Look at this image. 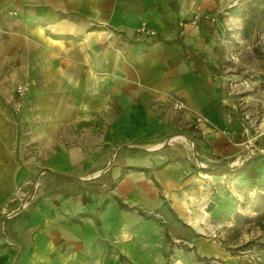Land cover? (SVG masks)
I'll return each instance as SVG.
<instances>
[{
  "label": "rangeland",
  "instance_id": "374dc122",
  "mask_svg": "<svg viewBox=\"0 0 264 264\" xmlns=\"http://www.w3.org/2000/svg\"><path fill=\"white\" fill-rule=\"evenodd\" d=\"M178 1L177 14L170 0H0V104L12 107L13 120L29 122L30 133L35 131L32 124L44 119L50 125L60 121L61 131L68 134L69 119L77 115L74 105L86 100L71 96L67 89L72 69L68 58L93 56L91 83L94 88L96 77L107 79L102 83L109 111L94 112L92 116L96 124L105 126L122 115L112 108L119 103L117 84L127 82L123 81L127 80L126 70L140 75V87L156 85L149 76L169 74L171 63L183 57L182 45L173 43L174 51H170L169 44L163 43L181 37L188 44L187 53L196 52L202 57L197 62L198 70H203L202 79L206 89L210 86L211 94L218 91V85L222 92L228 80L247 78L252 82V89L239 96H226L221 102L227 119L241 125L240 133L237 131L240 137H245L240 119L244 112H249L255 123L252 134L264 133V0ZM69 11L79 15L70 19L65 14ZM38 14L45 26L43 46L36 42L37 35L32 31L38 24ZM58 28L62 34L59 41L87 42L88 54L76 46L58 49L52 45L59 37ZM25 58L33 61L28 66L13 63ZM154 58L165 62L159 65L155 60L156 65H152ZM101 59L103 67L99 66ZM40 68L43 72L38 73ZM62 72L67 73L64 78ZM60 79H64L60 91L53 89ZM54 90L57 94L52 95ZM150 98L151 111H155H150L152 117L164 123L167 130L151 137L145 135L141 142H150L151 149L164 150L167 155L183 152L197 163L194 167L201 173L198 188L188 197L187 210L189 230L198 236L199 243L173 240L171 228L164 225L157 240V264H264V158L251 163L244 153L230 160L209 153L203 156L191 137L205 139L199 124L208 123L209 118L200 113L186 116V102L170 89L165 96ZM88 100L98 108L94 97ZM130 102L134 104V98ZM40 108H45L44 115ZM148 115L140 113L142 117ZM232 132L229 130L228 135L233 138ZM119 147L123 146L115 145V152ZM257 151L254 149L251 155ZM96 176H88L89 181ZM43 184L41 179L31 177L28 185L16 186L12 194L16 198L11 196L0 208V247L9 242L8 221L33 204Z\"/></svg>",
  "mask_w": 264,
  "mask_h": 264
},
{
  "label": "crops",
  "instance_id": "0c3cea01",
  "mask_svg": "<svg viewBox=\"0 0 264 264\" xmlns=\"http://www.w3.org/2000/svg\"><path fill=\"white\" fill-rule=\"evenodd\" d=\"M170 1L178 14L179 1ZM65 14L70 19L79 15L76 11ZM38 16L32 31L37 35L36 42L43 46L45 26ZM58 31L59 37L53 39L52 45L58 49L76 46L88 54L87 42L59 41L62 34L61 29ZM173 43L182 45L183 57L171 63L169 74L149 76L156 85L149 89L140 87V75L126 70L127 80L123 81L127 82L117 84V108L111 105L112 111L122 115L105 126L96 124L92 116L94 112L109 111L102 83L107 79L96 77L94 88L91 83L93 56L68 58L72 69L68 72L67 89L71 96L86 98L74 105L77 115L69 119L68 134L61 131L60 121L50 125L44 119L34 122L35 131L30 133L29 122L13 120L12 107L0 104V208L13 196L16 186L28 185L31 177L44 183L33 204L8 221L9 242L0 247V264H157V240L164 225L171 228L175 241H199L189 230L191 218L187 212L188 197L199 185L201 173L194 167L197 163L183 152L167 155L164 150L151 149L150 142H141L145 135L151 137L167 130L164 123L152 117L150 97L165 96L169 89L186 102V116L200 113L209 118L208 123L199 124L207 144L201 137H191L203 156L211 154L230 160L244 153L249 156L248 162L263 160L264 133L254 140L258 151L251 155L253 147L241 144L245 138L239 136L241 125L227 119L223 110L220 85L213 95L210 86L206 89L203 70L201 73L197 64L202 57L196 52V56L187 53L188 44L181 37L163 45L169 44L168 50L174 51ZM160 60L156 64L165 62ZM32 61L33 58H25L13 63L28 66ZM99 64L104 66L103 59ZM25 71L28 72L27 67ZM41 71L42 68L38 73ZM61 74L62 78L67 75ZM61 81L64 79L55 81L53 89L60 91ZM55 94L54 90L52 95ZM91 97L95 98L97 109L93 102L90 104ZM130 98H134V104ZM39 111L44 115L45 108ZM140 113L149 115L142 117ZM229 130L235 132L233 138L228 135ZM115 145L123 147L115 152ZM92 174L97 176L89 181ZM200 244L203 248V242Z\"/></svg>",
  "mask_w": 264,
  "mask_h": 264
},
{
  "label": "built area",
  "instance_id": "2783aa9c",
  "mask_svg": "<svg viewBox=\"0 0 264 264\" xmlns=\"http://www.w3.org/2000/svg\"><path fill=\"white\" fill-rule=\"evenodd\" d=\"M148 31H151L152 33L154 32V30H150V29H148ZM224 87L225 88H223V90H222L223 93L221 92V96H222L221 99H223V101L226 100L225 99L226 96H231L232 97L233 94L235 96H239L241 93L252 89L253 88V84H252V82L249 79L245 78V79H242V80H239V81L228 80L227 84ZM240 97H242V96H240ZM177 105H179V104H177ZM231 105L233 107H236L235 106L236 103H234V104L232 103ZM240 119H241V123H243L242 126H244V133H245V138H244V140L241 141V144H243L245 146L247 145V146H249V148L253 147V149H254L253 143L256 142L254 140L256 138H258L262 132L258 131L257 133L252 134L251 126L255 127V123L252 122L253 118H252V115L249 112H244V115ZM234 133L235 132H232V135H234ZM15 198H16V195L12 197V199H15Z\"/></svg>",
  "mask_w": 264,
  "mask_h": 264
},
{
  "label": "trees",
  "instance_id": "16d2710c",
  "mask_svg": "<svg viewBox=\"0 0 264 264\" xmlns=\"http://www.w3.org/2000/svg\"><path fill=\"white\" fill-rule=\"evenodd\" d=\"M192 53L194 54V52H192ZM193 54H192V55H193ZM192 55H190V57H192ZM194 56H196V54H194Z\"/></svg>",
  "mask_w": 264,
  "mask_h": 264
}]
</instances>
